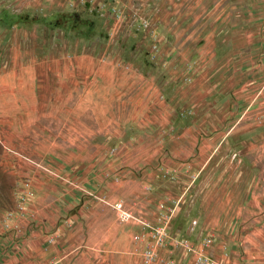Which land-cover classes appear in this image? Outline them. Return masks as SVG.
<instances>
[{"label":"crops","instance_id":"crops-1","mask_svg":"<svg viewBox=\"0 0 264 264\" xmlns=\"http://www.w3.org/2000/svg\"><path fill=\"white\" fill-rule=\"evenodd\" d=\"M4 8L38 11L42 24L85 9L84 43L127 35L134 51L167 58L169 89L160 98L153 72L108 67L103 44L68 55V88L86 90L68 102L92 114L76 117L72 108L66 134L88 138L78 145L87 155L77 167L84 178L72 197H20L0 236V259L95 264L85 253L76 258L80 248L109 246L120 254L113 261L144 264L122 256L124 226H108L100 209L113 196L150 220L178 202L172 237L217 264H264V129L255 121L264 114V0H0ZM111 106L108 115L102 107ZM129 230L125 250L142 227ZM161 253L194 264L186 246L170 241Z\"/></svg>","mask_w":264,"mask_h":264},{"label":"rangeland","instance_id":"rangeland-1","mask_svg":"<svg viewBox=\"0 0 264 264\" xmlns=\"http://www.w3.org/2000/svg\"><path fill=\"white\" fill-rule=\"evenodd\" d=\"M83 10L85 9L79 10L80 12L68 19L71 21L69 25L65 17L52 24H42L40 17H35L38 13L35 10H27L20 14L18 10L12 8L0 10V226L3 227L4 233L2 238H5L9 228L13 226H7L5 221L16 210L20 197H72L75 185L81 183L84 178L85 171L77 167L83 164V157L87 155L80 153L78 145L88 141V138H73L66 134L73 114L76 113V117L85 119L92 114L87 113L86 117L82 114L83 107H73L72 103L68 102L69 98L75 100L82 98L86 92L83 85L75 90L72 85L68 88L66 74L68 55L96 51L103 44L104 48L100 51H107L103 59L108 67L129 66L140 71L153 72L159 86L156 96L160 98L163 91L169 89L166 84L168 75L164 68L167 58L157 56V53L153 55L147 50L134 51L132 45L136 46V43L133 44L127 35H123L124 41L84 43L81 35L86 30L83 22L87 16ZM192 75L194 72H189L184 80L187 81L186 79ZM171 91L174 92V89ZM72 108H77L79 112L73 113ZM102 109L109 115L113 114L115 107ZM255 121L259 128L264 129V114L256 116ZM157 188L162 191V187L147 189L157 191ZM112 197H108V201L111 203L122 201L134 213L133 207L128 206L130 202ZM131 203L134 205V201ZM105 204L102 203L100 209L106 212L108 226H115L116 221L125 229L122 256L142 260V250L134 241L133 246L135 244L136 248L132 246V250L131 248L125 250L130 238L129 229L134 223H138L132 218L121 220L118 212ZM165 206L159 207V210L163 207L166 209L175 207L176 212L178 202H174L171 207ZM208 238L210 237L203 239V245ZM178 239L183 241V238ZM86 249L81 247L76 258L85 253L86 258L95 264H119L112 259L120 257V254L111 250L109 246ZM170 258L175 259L172 256ZM39 261V258L28 257L26 260L24 258L11 263L2 257L0 264H39Z\"/></svg>","mask_w":264,"mask_h":264},{"label":"built area","instance_id":"built-area-1","mask_svg":"<svg viewBox=\"0 0 264 264\" xmlns=\"http://www.w3.org/2000/svg\"><path fill=\"white\" fill-rule=\"evenodd\" d=\"M102 200L118 212L121 220L126 221L132 218L142 227V230L134 233L133 241L138 246L145 244L142 249V262L144 264H152L155 262H160L161 264H178L170 257L162 256V247L170 241L174 248L186 246L189 251H193L195 253L194 264H217L213 257L202 252L194 251L188 243L181 242L178 238L170 235L169 225L174 217L175 207L167 209L164 207L161 208L156 219L150 220L146 217L135 215L122 201L111 203L107 199ZM16 229L17 227L15 226ZM3 234V227L0 226V236ZM211 242L212 239L208 238L204 244L209 245Z\"/></svg>","mask_w":264,"mask_h":264}]
</instances>
